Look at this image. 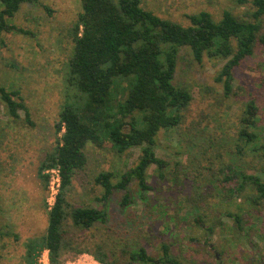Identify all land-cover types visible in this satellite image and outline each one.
<instances>
[{
  "label": "rangeland",
  "instance_id": "1",
  "mask_svg": "<svg viewBox=\"0 0 264 264\" xmlns=\"http://www.w3.org/2000/svg\"><path fill=\"white\" fill-rule=\"evenodd\" d=\"M141 1L144 9L183 26L188 25L186 15L200 11L215 20L223 11L241 17L251 11L249 0ZM80 11V0L23 3L9 22L30 34H1L0 86L20 91L32 125L24 122L22 112V119H10L0 101V264H26V243L40 238L46 229L44 205L49 207L51 190L50 184L42 187L37 167L54 145V124L66 102L63 77L72 48L70 28ZM221 65V61L206 57L197 64L186 49L179 52L173 83L190 88L193 99L179 134L161 130L156 137V155L168 166L162 178L155 169L148 171L150 191L141 193L132 181L126 204V193L120 190H115L109 201H99L102 189L94 184V177L110 171L119 179L136 164L140 150L118 154L107 141L101 147L87 146L88 162L75 175L68 199L75 206L105 210L106 222L96 223L88 231L66 227L72 245L88 253L68 250L62 264L91 263L95 244L102 246L115 264H127L128 253L139 247L158 262L161 244L168 245L169 254L185 264H264V207L261 215L254 216L244 197L229 200L230 187L220 182L225 164L264 167L256 156L235 153L239 115L251 98L259 107L257 125L264 143V48H258L234 70L230 97H225L215 82ZM258 176L264 181V174ZM230 203L242 206L236 211L248 222L242 233L225 217L226 211L236 208ZM198 216L203 224L196 222ZM207 226H213L211 236L205 231ZM39 260L47 262L46 254Z\"/></svg>",
  "mask_w": 264,
  "mask_h": 264
},
{
  "label": "trees",
  "instance_id": "2",
  "mask_svg": "<svg viewBox=\"0 0 264 264\" xmlns=\"http://www.w3.org/2000/svg\"><path fill=\"white\" fill-rule=\"evenodd\" d=\"M37 1L0 0L1 45L2 33L30 34L9 20L21 4ZM80 2L81 11L70 28L72 48L63 77L66 102L54 124V145L37 167V178L44 189L49 181L45 172L51 169L58 170L59 186L52 206L44 205V234L26 243V264H41L39 257L44 252L48 264H62V257L68 250L77 254L88 253L86 249L72 245L67 239L66 227L88 231L96 223L106 222L105 210L75 206L68 199L75 175L88 162L87 146L101 147L107 141L118 154L132 148L140 150L136 164L120 174L119 179L110 171L94 177V184L102 189L101 202L109 201L113 192L120 190L126 193L123 196L126 204L129 198L127 187L132 181L136 182L141 193L150 191L152 188L147 184L150 169H155L158 176L163 177L168 163L156 155V137L161 130L179 134L185 122V112L193 99L190 88L173 83L182 49H186L197 64L204 57L221 61L215 82L221 85L224 96L230 97L234 70L252 57L258 48H264V0L246 1L251 11L243 17L230 11H223L218 20L205 11L188 14L185 16L186 26L144 9L141 0ZM0 101L10 119H22L19 114L22 112L24 122L32 125L19 90L0 86ZM258 112L254 98L242 105L235 134V153L256 156L264 164ZM255 172L263 175L264 167L257 169L246 164V167L239 168L235 164H225L220 169L224 174L220 182L230 187L229 200L243 196L250 213L258 217L264 207V181ZM116 178L117 182L113 183ZM248 190L251 192L246 193ZM230 204L236 208L226 211L225 217L242 233L248 223L243 221L241 213L236 212L242 206ZM196 222L203 224L202 216H198ZM205 231L211 236L213 226H207ZM160 248L162 256L158 262L147 254L144 247H139L138 251L128 253L127 264H185L169 254L168 245L161 244ZM32 250H35L34 255ZM90 254L99 264H115L99 244H95Z\"/></svg>",
  "mask_w": 264,
  "mask_h": 264
},
{
  "label": "built area",
  "instance_id": "3",
  "mask_svg": "<svg viewBox=\"0 0 264 264\" xmlns=\"http://www.w3.org/2000/svg\"><path fill=\"white\" fill-rule=\"evenodd\" d=\"M48 176H49V181H48V184H50V201H48V204H49V207L52 206L53 202H54V198H55V195L57 193V189H58V186H59V176H58V170L57 169H51V170H47L45 172ZM46 254V252H44ZM47 256V254H46ZM90 262L91 263H86V264H99L92 256L90 258ZM39 262L41 264H48V260L47 262L45 263H42L40 260Z\"/></svg>",
  "mask_w": 264,
  "mask_h": 264
},
{
  "label": "flooded vegetation",
  "instance_id": "4",
  "mask_svg": "<svg viewBox=\"0 0 264 264\" xmlns=\"http://www.w3.org/2000/svg\"><path fill=\"white\" fill-rule=\"evenodd\" d=\"M262 264V263H261Z\"/></svg>",
  "mask_w": 264,
  "mask_h": 264
}]
</instances>
